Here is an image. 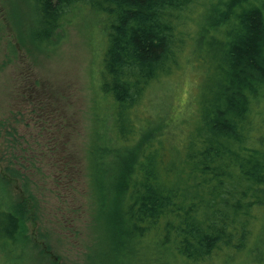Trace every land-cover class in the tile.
<instances>
[{"label": "trees", "instance_id": "trees-1", "mask_svg": "<svg viewBox=\"0 0 264 264\" xmlns=\"http://www.w3.org/2000/svg\"><path fill=\"white\" fill-rule=\"evenodd\" d=\"M27 1L39 50L56 46L78 11L103 28L87 150L100 238L88 264H264V230L255 232L264 212V0ZM181 65L197 76L188 123L140 116L149 88ZM20 215L0 200L1 251L17 244Z\"/></svg>", "mask_w": 264, "mask_h": 264}, {"label": "rangeland", "instance_id": "rangeland-1", "mask_svg": "<svg viewBox=\"0 0 264 264\" xmlns=\"http://www.w3.org/2000/svg\"><path fill=\"white\" fill-rule=\"evenodd\" d=\"M31 21L27 0H0V200L19 207L22 219L17 244L0 250V264H88L100 238L87 150L103 28L96 15L78 11L59 43L43 51L30 39ZM196 81L181 65L149 88L139 115L187 124ZM263 225L264 212L255 232L262 235Z\"/></svg>", "mask_w": 264, "mask_h": 264}]
</instances>
